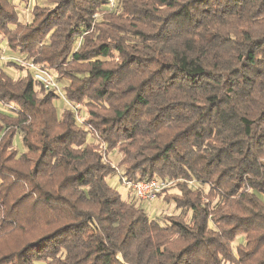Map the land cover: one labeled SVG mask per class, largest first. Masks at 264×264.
Here are the masks:
<instances>
[{
  "label": "trees",
  "instance_id": "obj_1",
  "mask_svg": "<svg viewBox=\"0 0 264 264\" xmlns=\"http://www.w3.org/2000/svg\"><path fill=\"white\" fill-rule=\"evenodd\" d=\"M49 1L0 0V43L88 110L0 66V264H264V0ZM103 146L182 212L123 197Z\"/></svg>",
  "mask_w": 264,
  "mask_h": 264
},
{
  "label": "rangeland",
  "instance_id": "obj_2",
  "mask_svg": "<svg viewBox=\"0 0 264 264\" xmlns=\"http://www.w3.org/2000/svg\"><path fill=\"white\" fill-rule=\"evenodd\" d=\"M11 1L17 6L21 20H23V21L31 20L30 9H32V7L35 4H38L41 6H47V7L52 6L49 0H28L27 2H25L23 0H11ZM96 16H97V18H99L101 16V14L99 13ZM0 48H1L0 49V55H1L0 58H2L0 61V66L5 67V64L8 60H14L16 62L21 63L17 59H12V57H16V58L22 60V58L20 56H18L17 54H14V52H11L10 50H8V48L6 46V40H3V42L0 43ZM8 71L13 77H18L20 74H22V75L25 74V71H22L18 67H15V66L9 67ZM52 75L55 78L56 75L53 73H52ZM66 83H68V81L66 79L62 80L61 84L59 83L62 90H63V86ZM63 92H64V90H63ZM85 105L86 104H84V102H82V103L78 102L76 104H71L67 100L66 97H61L59 100H57V106H58V110L60 113L65 108H72L75 111L76 118L80 119L79 121H82V118L87 113L88 108ZM86 129L90 130L91 127L88 126ZM97 138L98 137H97V134L95 132H93V134L91 133L89 136L90 141H94V139L96 140ZM16 144L18 145L20 150L23 149L22 140H21L20 136L17 137ZM104 146H103V149H104ZM103 154H105L106 159L111 163V165L116 168V173L112 177H109V181L111 182V184L114 187L117 185L116 187L122 193L123 197H126V195L132 197L133 191L130 190L129 188H127L120 180L116 181L117 180L116 176H115L116 174H120L121 175L120 177H126L125 172L120 165V160L122 158V154L119 152L118 149L112 150L109 154L104 149ZM175 184H176V182L169 180L167 186H174ZM176 187L177 186L171 188L169 190V192H179ZM140 204L143 205V207H145L147 209V211L151 217L156 218V219H160L162 223H164V220L169 215L178 214V213L182 212L176 207V205L174 204L173 201L169 200V197L167 195H166V197H164L162 194H158V196L153 201H140ZM18 243H19L18 238L12 237L5 243V247L13 248ZM236 244H237V242H236Z\"/></svg>",
  "mask_w": 264,
  "mask_h": 264
},
{
  "label": "built area",
  "instance_id": "obj_3",
  "mask_svg": "<svg viewBox=\"0 0 264 264\" xmlns=\"http://www.w3.org/2000/svg\"><path fill=\"white\" fill-rule=\"evenodd\" d=\"M110 7L116 6L118 0H108ZM1 57V55H0ZM2 58H0L1 61ZM12 59H17L24 64L33 72L34 78L42 83L47 89H53L60 94L61 97H66L59 82H57L52 75L51 71L47 68L34 63V62H26L23 59L20 60L16 57H12ZM0 106L6 107L8 104L0 100ZM116 181L120 180L127 188L133 191V194L140 201H153L158 194L168 185L167 180L160 179H150V180H139L132 181L126 177H120V174H116ZM117 186V185H116ZM115 186V187H116Z\"/></svg>",
  "mask_w": 264,
  "mask_h": 264
}]
</instances>
